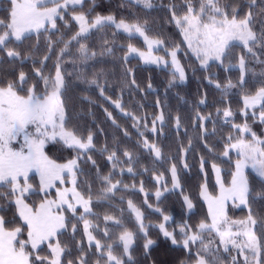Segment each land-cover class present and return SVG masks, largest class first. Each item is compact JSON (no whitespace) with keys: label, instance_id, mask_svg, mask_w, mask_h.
I'll return each instance as SVG.
<instances>
[{"label":"snow or ice","instance_id":"obj_1","mask_svg":"<svg viewBox=\"0 0 264 264\" xmlns=\"http://www.w3.org/2000/svg\"><path fill=\"white\" fill-rule=\"evenodd\" d=\"M49 2L51 6H49ZM125 3L140 6L150 15L152 10L162 9L168 13V22L175 25L183 36L181 44H171L165 47V41L160 36L152 37L149 33L148 20L143 22L139 18L127 22L124 18L117 19L115 15L94 14L90 8L84 11L88 4H95V0H8L9 7L5 9L6 15L0 18V50L5 52L9 64L19 62L23 64L26 59H32L33 77L43 85V90L38 91L37 84L32 83V78L23 70L15 73L11 79H0V264H129L132 260L133 246L137 235L142 233L145 240V252L155 243L148 238V227L145 223V211L151 209L162 218L158 225L166 239L173 245L180 244L189 254L192 264H224L222 253L228 254L231 264H264V214L254 210L258 197L264 198V138L258 137L252 131L248 120H259L264 124V79L258 81L259 87L249 92L246 77L250 73L249 59H256V48L262 49L264 54V0H245L243 4L238 0H183L177 7L175 0L164 6L162 0H124ZM79 6V8H77ZM76 24L75 31L70 39L61 40L63 47L56 54L55 62L51 69L47 67L52 61L53 46L49 40L46 54L42 58L33 59L31 53L23 54L16 48L10 47L15 42L26 39V34L33 31L39 34L40 29L49 31L57 28L58 20L63 21L65 28L71 30L69 19ZM111 27L116 32H123L129 38L138 35L148 46L145 53L131 44L126 51L135 53L145 63L164 64L173 69L172 81L169 87L176 83L183 84L187 76L184 66L180 63V55L189 52L199 62L203 70L211 67H222L225 72L238 69L239 76L234 83L226 78L221 83L213 74L206 77L209 84L220 92V103L216 106L215 116L225 125H230L235 133L231 132L225 138L221 155L228 158L230 152L235 150L237 158L234 162V171L230 173L231 181L226 186L221 177V168L216 162L211 163V169L219 185L220 193L217 196L208 191L207 183L201 185L200 195L208 205L209 219L193 226L185 221L176 227L178 234L173 229L168 230L167 222L172 217L166 214L159 205L166 192L180 190L183 204L188 212L195 207L191 197L183 194L176 163H170L167 171L170 179L164 178V173L156 174L152 169L153 179L157 185L152 194L156 205L149 203V195L145 190L143 181L139 186L124 184L122 177L125 172L136 177L133 165L138 162L132 151L120 147L109 148L105 146L101 152L111 164L108 174H100L96 161L92 159L95 150L94 135L90 130L81 134L70 126V117L64 102V94L68 82L65 77L71 75L62 67L71 60L73 64L79 62L82 66L76 79L88 86H94L104 95V87L99 82L100 73H94L92 78L87 75V65L105 53L113 54V41L102 38L100 52L88 47L86 41L90 34L102 32ZM75 42L77 54L70 51V46ZM241 47L244 54H240L233 62V50ZM161 49L170 57L153 56V49ZM125 61L127 56H125ZM5 59L0 58V65ZM264 64V61H260ZM38 65V66H37ZM93 67H95L93 65ZM131 73V69L126 70ZM264 77V71L260 73ZM135 84V80H132ZM152 87L151 84L148 85ZM232 89L240 90V108L234 111L228 97ZM207 93H203L199 100L200 105L206 104ZM107 98V97H106ZM159 103V102H158ZM117 108L122 106L116 103ZM107 112V110H105ZM239 114L241 122L237 123L235 117ZM108 118L116 127L115 119L110 112ZM133 120V127L139 132V146H142L157 162L169 163L168 158L162 153L161 147L155 140H149L139 127L150 131L155 136L163 133L166 127L165 113L160 112L151 118V127L147 116H137L125 113ZM213 124L212 135H215V120L211 113H196L195 128L205 139L204 147H208L206 138L209 136L206 124ZM177 133L183 128L181 118L171 120ZM125 137L129 135L123 130ZM248 137V139H245ZM18 150L11 147L13 142H19ZM60 145L75 152V157L66 163H57L49 158L45 152L47 145ZM191 140L188 144L181 145L180 156L183 169L188 168L184 159L192 151ZM125 157V160L121 159ZM91 162L97 169L96 179L102 184L98 191H93L91 185L81 191L77 185V175H83L80 162ZM200 170L204 172L207 161L200 157ZM251 168L254 173L255 187L250 181L246 169ZM35 171L39 174L40 183L33 189L29 183V173ZM149 169L145 168L144 172ZM65 173L71 179L70 188H58L65 183ZM87 184V182H85ZM169 184L171 188H169ZM56 188L57 200L46 199L49 191ZM131 188L144 193V207L134 204L131 199L126 201L127 212L133 220L135 231L129 230L121 218L111 214L103 216V228L94 220L100 217L93 211L94 201H111L118 191ZM44 194V199L38 207L30 206L26 202L28 194ZM233 207L247 209L244 220L233 221L227 215L228 202ZM121 203H125L123 197ZM55 209V211L53 210ZM9 211L14 214L11 219H6ZM65 212L69 216H65ZM123 215L124 209H120ZM22 223H19V222ZM82 225V227H78ZM117 229L115 235L111 229ZM102 232V238H97ZM71 233L72 247L68 242L62 241L65 234ZM79 235V239L77 236ZM206 237H212L206 239ZM235 251V255L233 252ZM75 252V254H74ZM242 257V261H239ZM127 258V261L126 259Z\"/></svg>","mask_w":264,"mask_h":264},{"label":"trees","instance_id":"obj_2","mask_svg":"<svg viewBox=\"0 0 264 264\" xmlns=\"http://www.w3.org/2000/svg\"><path fill=\"white\" fill-rule=\"evenodd\" d=\"M170 2L171 0H162L164 6H167ZM175 2L177 7H179L183 0H175ZM238 2L243 4L245 0H238ZM8 7V0H0V18L6 15L4 10ZM90 8L94 14H111L115 15L117 19L124 18L127 22H133L136 18H139L141 22L147 19L148 27L152 29V32L149 33L150 36H160L165 41V47L171 44H179L181 49L185 47V45L181 44L183 36L180 31L174 24L168 22L166 10L158 8L152 10L150 15H147L140 6L127 4L124 0H95V4H88L84 11L87 13ZM65 19H69L71 30L64 27L63 21L58 20L57 28L59 31L49 29L48 32H45L43 30L39 34L27 35L23 41H13L9 46L16 48V50L23 54L31 53L33 59L38 60L46 54L45 50L48 41L51 40L53 46V52L51 53L52 61L47 65L51 69L57 52L63 47L60 41L70 39L72 32L77 27L74 22H71L70 15H66ZM114 32L115 30L111 27L105 28L102 32L93 30L94 34H90L91 38L86 41L87 46L97 52L101 50L102 38L113 41V54L109 55L105 53L103 56H98L96 60L90 61L87 65V75L89 78H92L94 73L101 74L99 82L105 90L103 96L94 86L90 87L81 80L76 79L77 73L82 67L79 62L73 64L71 60H68L62 65L68 73H71V75L65 77L68 86L64 94L65 107L70 117V126L81 134H85L86 130H90L93 133L95 150L92 152V159L96 161L100 174L106 175L112 170L110 162L101 152L105 146L109 148L120 147L121 151L124 149L132 151L134 156L138 158V162L133 165L136 177L133 178L125 172L122 177L118 176L117 179H122L123 183L129 186L136 184L137 187L140 181H143L145 190L149 195V203H153L154 206L156 205V201L152 194L156 190L157 185L155 184L151 170L155 169L156 174L162 172L165 179H170V173L167 169L170 167V163H176L183 194L191 197L195 207L191 212L186 210L180 190L166 192L161 198L163 202L159 206L165 210L166 214L172 217L171 221L166 225L168 230L172 231L175 229L178 234L179 229L176 225L182 222L187 221L195 226L201 221L209 219L208 208L201 198L200 191L201 185L207 183L211 194L217 195L218 193L215 174L210 166L211 163L216 162L219 165L223 182L226 185L231 181L230 173L234 171V162L237 155L234 152H230L231 160L229 162L228 158L223 157L221 153L227 135L230 132L233 135L235 133L230 125H225L222 120L216 118L215 110L216 106L220 103L221 96L219 90L214 85L209 84L206 77L215 74L221 83H224L226 78L230 77L235 83L239 76V70L230 69L225 72L222 67L211 66L210 71L203 70L200 68L196 58L189 52L188 55L179 56V60L186 71V82L183 84L176 83L174 86L169 87L173 72L170 67L161 68L145 65L140 59L135 57L127 58L125 61L124 58L127 55L126 49L129 44L139 49H145L146 45L138 36L129 38L123 32H116L115 35L113 34ZM70 51L74 55L77 54L75 42L70 46ZM255 51L257 58L249 59L248 61L250 73L246 77V80L248 81L247 90L249 92L259 87L258 81L264 79V77L260 76V73L264 71V64L260 63V61H264V54H262V49L259 47ZM158 52H163V49ZM240 54H244V50L241 47L233 50V62H235V58ZM0 58L5 59V63L0 65V79H11L16 72L23 70L32 78V83L37 84L38 91L43 90V85L38 83L33 77L32 59H26L23 64L19 62L9 64L6 60L5 52L2 50H0ZM127 69H131V73H128ZM133 79L135 80V84L132 83ZM149 84L152 85L151 88L148 87ZM203 93H207L206 104L200 105L199 100ZM240 95L239 89H232L231 95L228 97L233 110L237 111V113L241 106ZM117 102L120 103L123 111L121 108L116 107ZM161 109L164 110L166 121L163 133L155 136L142 126L139 127V131L144 132V135L150 141L155 140L161 147L162 153L169 161V163L163 164L155 161L153 155H150L147 150L139 146L138 142L141 139L139 132L136 127H133V120L125 115L127 112L137 116H147L150 128L151 118L158 114ZM105 110L112 114L119 127H116L112 119L108 118ZM197 112L202 114L211 113L213 120H215V135H212L213 124L211 122L206 124L209 132L206 143L212 149V152H209L204 147L205 139L201 138L199 130L195 128V116ZM176 116L181 118L183 125L179 133H177L174 125L171 123V120ZM235 119L237 123L241 122L239 114H237ZM248 123L258 137L264 138V124L259 120L251 118L248 120ZM123 130H127L129 133L127 137L124 136ZM245 139H248V137H245ZM189 140H191L194 150L189 151L187 157H184L188 163V168L183 169L180 148L181 145L186 146ZM45 152L49 158L55 160L57 163H65L76 155L71 149L52 144L46 146ZM201 156L207 161L204 168V172L207 173L206 177L200 170L199 160ZM121 159L125 160L126 158L121 156ZM80 168L83 171V175L79 173L77 175L78 188L84 191L87 185H91L93 191H98L102 184L96 179L97 169L93 167L91 162L83 161L80 162ZM145 168L149 169V171L144 172ZM248 175L250 181L258 188L259 186L255 185L254 173L248 172ZM30 182L38 190L39 182L35 175L31 177ZM169 188H171L170 184ZM53 194L50 193L49 195ZM122 197L125 203H121ZM144 198V193L134 192V190L129 188L118 191L111 201H101L98 204L94 201L93 211L100 217V220H94L93 222L98 223L102 229L103 216L111 214L121 218L129 230L135 231L133 220L128 216L126 201L131 199L134 204L143 208ZM26 199L33 207H36L42 202L44 195L42 193H30ZM0 203L3 202L0 201ZM120 209H124L123 215H121ZM254 210L264 214V198H257ZM13 214L12 211H9L6 219H11ZM247 214L246 208H237L232 205L228 207V217L231 220H244ZM69 215L66 212V216ZM145 217V223L149 225L147 229L148 238L152 239L155 243L145 252L143 234H138L133 246L132 260L129 264H192L188 252L180 244L173 245L171 240L163 236L158 227L163 222L159 214L153 213L151 209H148L145 211ZM78 227H82V225H78ZM111 231L113 235L117 233V229L115 228H112ZM70 237L71 233H68L61 239L64 242H68L69 246L72 247ZM79 238L78 235L77 239ZM97 238H102V232L98 234ZM125 259L127 261V258ZM101 264H103V261Z\"/></svg>","mask_w":264,"mask_h":264},{"label":"rangeland","instance_id":"obj_3","mask_svg":"<svg viewBox=\"0 0 264 264\" xmlns=\"http://www.w3.org/2000/svg\"><path fill=\"white\" fill-rule=\"evenodd\" d=\"M49 6H51V3L49 2ZM46 27H48L49 29H51V27H50V25H46ZM44 29H40V32L41 31H43ZM30 34H37V32H35V31H33V32H31V33H29V34H26V36L27 35H30ZM136 36H138V35H136ZM139 37V36H138ZM142 40H143V38L142 37H140ZM144 41V40H143ZM145 43V42H144ZM145 45H146V48L145 49H139V48H137V47H135V48H137V49H139V50H141V51H144L145 53H147V51H148V46H147V44L145 43ZM134 47V46H133ZM161 49H163V48H161ZM161 49H153V51H152V55L153 56H158V57H164L165 59H168L169 60V65H170V57H168L167 55H166V53H165V51L163 50V52H161V53H159L158 51L159 50H161ZM127 58H131V57H135V58H138V59H140L142 62H143V64H145V65H151V66H157V67H161V68H168V67H170V66H165L164 64H152V63H145L144 62V60L143 59H141L138 55H136L135 53H132V54H128L127 53ZM193 56V55H192ZM180 63H181V61H180ZM182 64V63H181ZM170 69L173 71V69H172V67H170ZM186 72V71H185ZM187 80V79H186ZM117 103H119V102H117ZM120 104V103H119ZM20 143H22V141H19V142H13L12 143V145H11V147L13 148V149H16V150H18L19 149V147H20ZM232 152H234L235 154H236V152H235V150H233ZM237 155V154H236ZM66 163V162H65ZM61 164H63V163H61ZM246 171V174H248V172H253V170L251 169V168H248V169H246L245 170ZM33 175H35L36 177H37V179H38V182L40 183V177H39V174L38 173H36L35 171H32V172H30L29 173V183H31L32 184V186H33V189H36V186L32 183V182H30V179H31V177L33 176ZM65 176H66V179H65V183L63 184V185H60L59 184V182H57V187L58 188H70L71 187V179L70 178H68L67 177V174L65 173ZM221 177H222V173H221ZM223 179V178H222ZM215 180H216V177H215ZM217 184V183H216ZM226 185V184H225ZM227 186V185H226ZM207 187H208V185H207ZM217 187H218V193H217V195H219V193H220V188H219V185L217 184ZM208 191H209V188H208ZM210 192V191H209ZM50 193H54L53 195H49ZM43 194V193H42ZM29 195V194H28ZM44 195V194H43ZM48 195L49 196H47L46 197V199H48V200H57L58 199V197H57V195H56V188H53V189H51L50 191H49V193H48ZM213 195V194H212ZM217 195H214V196H217ZM45 198V197H44ZM202 198V197H201ZM203 199V198H202ZM204 201V200H203ZM26 202L30 205V206H32L28 201H27V199H26ZM205 202V201H204ZM205 204L207 205V203L205 202ZM229 205H232L231 204V201H229L228 202V206H227V215H228V207H229ZM39 206V205H38ZM38 206H36V207H38ZM207 208H208V205H207ZM237 208H244V207H237ZM54 211H55V209H53ZM191 211H193V209L191 210ZM65 214V216H66V212L64 213ZM171 221V220H170ZM170 221H168V222H170ZM233 221H240V220H233ZM167 222V223H168ZM212 237H206V239H211ZM236 253H235V251L233 252V255H235ZM222 256L224 257V264H231V258H230V256H228V254H225V253H222ZM239 259V261H242V257H239L238 258Z\"/></svg>","mask_w":264,"mask_h":264}]
</instances>
